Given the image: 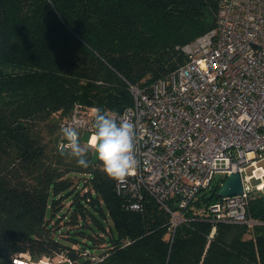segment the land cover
Masks as SVG:
<instances>
[{
  "label": "trees",
  "instance_id": "trees-1",
  "mask_svg": "<svg viewBox=\"0 0 264 264\" xmlns=\"http://www.w3.org/2000/svg\"><path fill=\"white\" fill-rule=\"evenodd\" d=\"M216 12L217 0H0V264L58 253L72 264H264V225L195 214L219 200L218 183L172 236L151 197L130 210L93 154L83 168L58 151L75 105L122 112L128 85L182 66L183 47L215 27ZM40 123L53 126L51 149ZM76 176L84 181L74 187ZM249 214L264 223V197ZM61 221L65 232L55 230Z\"/></svg>",
  "mask_w": 264,
  "mask_h": 264
},
{
  "label": "built area",
  "instance_id": "built-area-1",
  "mask_svg": "<svg viewBox=\"0 0 264 264\" xmlns=\"http://www.w3.org/2000/svg\"><path fill=\"white\" fill-rule=\"evenodd\" d=\"M182 51L185 63L167 76L128 85L132 105L117 115L135 125L139 166L115 192L133 211L151 197L169 215L173 236L202 191L238 172L241 194L195 214L253 230L264 225L249 214L264 187V0H217L215 27ZM92 108L75 105L59 124L61 138L65 126L90 138ZM252 179L261 184L252 187Z\"/></svg>",
  "mask_w": 264,
  "mask_h": 264
},
{
  "label": "clouds",
  "instance_id": "clouds-1",
  "mask_svg": "<svg viewBox=\"0 0 264 264\" xmlns=\"http://www.w3.org/2000/svg\"><path fill=\"white\" fill-rule=\"evenodd\" d=\"M91 114L93 130L85 142L87 146L81 143L75 126H65L60 130L65 142L58 145V151L61 156L67 154L76 159L77 166L88 168L90 162L86 153L91 149L105 175L123 185L128 177L137 174L139 166L135 125L126 118H119L116 112H102L97 107L91 109ZM36 264H71V261L58 253L55 256L42 255Z\"/></svg>",
  "mask_w": 264,
  "mask_h": 264
},
{
  "label": "rangeland",
  "instance_id": "rangeland-1",
  "mask_svg": "<svg viewBox=\"0 0 264 264\" xmlns=\"http://www.w3.org/2000/svg\"><path fill=\"white\" fill-rule=\"evenodd\" d=\"M52 127L53 126H50L49 124H47V123H40L37 127H36V129L38 130V131H40V133H41V136L44 138V141L48 144V148L49 149H51L52 147H53V142H52V139H53V137H55V135H52L53 137H51L50 135H49V131L52 129ZM88 138H89V135L87 134V133H84V134H82L81 135V141H82V143L83 144H85V142L88 140ZM89 152V151H88ZM93 156L95 157V155H94V153H93ZM263 166H264V163L262 164ZM251 173V171L250 170H248L247 171V174H250ZM220 177V175H217V177L216 178H219ZM72 181L74 182V187H76V186H78L77 185V183H79V181L81 182V181H84L83 179H81V178H79V176H76V177H74V178H72ZM260 179H252L251 180V186L252 187H255L257 184H260ZM264 181V180H263ZM79 188V187H78ZM82 193H84V191H82L81 192V194ZM69 203L67 202V203H65V205H64V209L67 207V205H68ZM55 230L57 231H66V226H65V224H64V222L63 221H61V222H59L58 224H56L55 225ZM69 229H72L71 227H69ZM95 231V230H94ZM87 232L90 234V233H92L91 232V230H87ZM57 236H58V234H57ZM60 237H63V233L62 234H60ZM63 239V238H62ZM78 239H80L79 237H78ZM75 248H77L78 246L77 245H75L74 246ZM16 260H17V262H20V261H22V262H24V263H22V264H36V261H34V260H31V259H29V256L27 255V254H23V255H18L17 257H16ZM16 264V263H15ZM18 264H20V263H18ZM72 264V263H71Z\"/></svg>",
  "mask_w": 264,
  "mask_h": 264
},
{
  "label": "water",
  "instance_id": "water-1",
  "mask_svg": "<svg viewBox=\"0 0 264 264\" xmlns=\"http://www.w3.org/2000/svg\"><path fill=\"white\" fill-rule=\"evenodd\" d=\"M261 171L256 172V176H260ZM242 193V183L240 174L238 172L231 173L228 175L224 183L220 186L217 192V198H226L230 196L239 195ZM261 196L264 197V187L262 189Z\"/></svg>",
  "mask_w": 264,
  "mask_h": 264
},
{
  "label": "bare ground",
  "instance_id": "bare-ground-1",
  "mask_svg": "<svg viewBox=\"0 0 264 264\" xmlns=\"http://www.w3.org/2000/svg\"><path fill=\"white\" fill-rule=\"evenodd\" d=\"M263 183H264V181H263ZM260 184H261V183H260ZM18 263L22 264V263H24V262H22V261H20V262H16V264H18Z\"/></svg>",
  "mask_w": 264,
  "mask_h": 264
}]
</instances>
